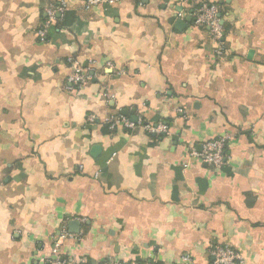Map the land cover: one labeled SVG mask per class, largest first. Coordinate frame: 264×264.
<instances>
[{"label": "crops", "instance_id": "crops-1", "mask_svg": "<svg viewBox=\"0 0 264 264\" xmlns=\"http://www.w3.org/2000/svg\"><path fill=\"white\" fill-rule=\"evenodd\" d=\"M86 1L0 0V264H264V0H208L222 56L194 0ZM221 138V169L191 155Z\"/></svg>", "mask_w": 264, "mask_h": 264}, {"label": "built area", "instance_id": "built-area-1", "mask_svg": "<svg viewBox=\"0 0 264 264\" xmlns=\"http://www.w3.org/2000/svg\"><path fill=\"white\" fill-rule=\"evenodd\" d=\"M105 0H87L85 7L90 9L104 2ZM195 7L192 12L194 24L198 27L208 28L210 35L215 43H217V54L222 56L223 49L221 47L225 37V27L223 17L221 15L220 7L217 3H213L208 0H194ZM68 9V3L66 1L61 2L58 5L50 6L46 11V21L42 29L38 31V36L42 41L48 37L49 29L57 21L58 16L63 14ZM85 82V77L77 69L69 78V83L80 87ZM87 122L94 125L98 122H103L109 129L116 130L119 127L126 129H134L136 125L131 122L127 117L122 115H111L104 119H101L95 114H90L87 118ZM148 133L162 134L167 132V126L163 124L159 125H146ZM226 138L210 141L206 143L203 151H192V156L199 158L205 164L215 168L221 169L227 164L228 157L226 153ZM68 236V235H67ZM69 237V236H68ZM59 246L56 244L54 248L55 264H85L74 263L63 259L58 254ZM212 264H246L244 257L235 249L230 246H214L212 248ZM101 264H159L156 262H126V261H106ZM183 264H196L190 257L183 258Z\"/></svg>", "mask_w": 264, "mask_h": 264}, {"label": "water", "instance_id": "water-1", "mask_svg": "<svg viewBox=\"0 0 264 264\" xmlns=\"http://www.w3.org/2000/svg\"><path fill=\"white\" fill-rule=\"evenodd\" d=\"M97 150V149H96Z\"/></svg>", "mask_w": 264, "mask_h": 264}]
</instances>
